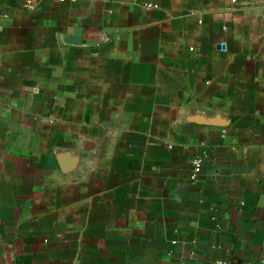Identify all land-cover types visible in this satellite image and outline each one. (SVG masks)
I'll return each mask as SVG.
<instances>
[{
    "label": "crops",
    "instance_id": "0c3cea01",
    "mask_svg": "<svg viewBox=\"0 0 264 264\" xmlns=\"http://www.w3.org/2000/svg\"><path fill=\"white\" fill-rule=\"evenodd\" d=\"M0 264H264V0H0Z\"/></svg>",
    "mask_w": 264,
    "mask_h": 264
},
{
    "label": "built area",
    "instance_id": "2783aa9c",
    "mask_svg": "<svg viewBox=\"0 0 264 264\" xmlns=\"http://www.w3.org/2000/svg\"><path fill=\"white\" fill-rule=\"evenodd\" d=\"M144 6L148 9H156L157 6L154 4L146 3ZM202 163L201 157H196L191 161V176L190 179L194 180L199 173V169Z\"/></svg>",
    "mask_w": 264,
    "mask_h": 264
}]
</instances>
